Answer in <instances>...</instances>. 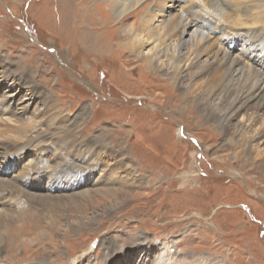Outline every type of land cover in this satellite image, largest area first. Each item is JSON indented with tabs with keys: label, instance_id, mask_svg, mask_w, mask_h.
<instances>
[{
	"label": "rangeland",
	"instance_id": "rangeland-1",
	"mask_svg": "<svg viewBox=\"0 0 264 264\" xmlns=\"http://www.w3.org/2000/svg\"><path fill=\"white\" fill-rule=\"evenodd\" d=\"M95 1L85 3L93 10L86 16L82 5L70 6L67 0H0V63L11 65L16 80L25 81L27 70L26 85L41 87L46 96L41 95L43 103L30 106L17 123L18 116L4 111L2 103L7 102L1 99L6 87L0 86V145L26 148L21 155L11 152L12 158L0 156V180H7L1 191L9 199L12 193L19 202L13 210L0 206V264H72L76 258L74 264H264V170H257L256 160L259 153L260 160L264 157V139L246 136L251 147L242 162V150L228 146H238L236 140L192 110L183 114V100L176 101L179 90L137 67L139 60L131 62L133 52L119 36L117 18L106 7V17L97 13ZM250 1L257 16V5L264 6V0ZM137 15L129 16L127 23L137 26ZM161 21L151 22V27L159 29ZM65 22L73 27L66 28ZM246 25L232 26L236 33L260 27L259 21ZM218 28L220 24L203 31L208 35L205 53L225 44L229 29ZM152 48L143 47L141 56L151 54ZM205 81L200 76L196 82ZM260 115L259 121L264 118ZM251 119L240 115L236 122L248 125ZM61 121L59 128H68L66 135L51 137L48 129ZM27 123L32 127L14 141L18 138L12 130L18 132ZM256 126L260 132L261 125ZM57 139L64 146L57 150L59 161L52 163L54 147L44 150L42 144ZM88 140L110 145L92 146L110 156L99 153L96 161L83 156L87 166H98L83 171V184L97 194L88 195V202L75 203L76 210L67 205L58 213L56 207L59 218L54 229L47 228L48 220L15 219L17 213L37 208L44 215L49 212L44 201L34 202L28 196L75 192L64 189L74 186L76 173L55 178L51 171L73 158V144L87 146ZM45 159L51 168L41 169V164L42 168L48 164ZM49 180L60 184L46 186ZM116 188L118 193L106 196ZM114 195L119 197L109 198Z\"/></svg>",
	"mask_w": 264,
	"mask_h": 264
},
{
	"label": "bare ground",
	"instance_id": "bare-ground-1",
	"mask_svg": "<svg viewBox=\"0 0 264 264\" xmlns=\"http://www.w3.org/2000/svg\"><path fill=\"white\" fill-rule=\"evenodd\" d=\"M67 1L69 2L70 6L71 3H73L74 5H78L79 7L82 5L83 7L80 10L81 12L83 10V15L86 14V16H88L93 12V10H91L90 8L84 7L85 3L90 0L86 2L84 0H80L78 2L76 0ZM187 1H190V3H185ZM95 2L98 3V6L96 7L97 13L102 12L103 16L106 17L107 13L103 11V8L106 7V9L117 18V25L119 26V28L117 29H120L121 32L119 36L122 42L128 45L129 49L127 48V50L133 52V54L131 53V55H133V59L131 60V62L133 63L134 61L137 63V60H139V64H137V67L143 68L145 72L151 75H158L162 77L159 79L165 81L166 83L170 81L172 83V86L176 87L180 92V96H178L176 101L178 102L183 100L184 102L185 106L183 108L184 110L182 109V113L184 114L185 111L187 112L192 110L197 117H202L208 122H212L213 124H215L224 135L237 141L238 146H234L232 144H229L228 146H230L231 148H240L242 150L240 154L243 155L242 162L245 161L248 155V149L249 147H251V143L247 141L246 136L248 135L253 138L264 139V118L259 121L261 115L260 117L257 116L259 113L264 114V6L257 5V10H260V12L256 16V7L252 5L250 0H246L243 2H239V0H96ZM182 3L185 4L180 6ZM135 6L138 7L135 8ZM136 12H138V15L134 18L139 20L138 25L133 26V24H128L127 19L129 18V16L133 15ZM158 18L162 20L161 23H159V29H157L158 26L155 28L151 27V22H155ZM199 19L203 20L199 21ZM105 21L107 22L106 19ZM257 21H259L260 27L257 28V30L254 32H246L243 30L244 33H236L238 32L236 31L238 29L232 26L233 24L243 26L250 22L257 23ZM100 22L102 21L100 20ZM208 23L210 25H208ZM218 24H220V28H218V31L221 29V26H223V31L226 28L229 29V32L226 35L225 44H217V49L214 46V50H212L209 54L205 53V49L207 47L205 43L208 39V35H204L203 31L211 30L214 25ZM64 25L68 29H71V27H73L70 23L67 22H65ZM100 31V35L103 36L106 28L103 29L102 27ZM151 45L153 47L151 50L152 53L142 57V48ZM222 47L226 49H223ZM186 52L188 54H186ZM233 55H235L236 57H234ZM11 68V65H4L0 63V86L3 85L6 87L4 90L5 94L3 93V97L1 100H6L7 102V106L5 103H2L4 105L3 107L5 113L13 117L18 116L15 119V121L17 122V119L25 116V114L27 113V109L34 103L35 105H41L43 103L41 95L45 96V93L43 90L41 91V87L36 86L37 88H35V84L33 86L26 85V80H28V84L30 83L29 73L27 72V70L24 75V78L26 80L24 81L19 79L16 80L15 77H13ZM21 76L23 75L21 74ZM21 76L19 75V77ZM163 76L165 78H163ZM200 76L206 77V81L203 84L196 82L197 78ZM21 89H26V94L21 95ZM240 115H243V117L246 115H250L252 117L250 124L247 125L237 123L236 118ZM258 121L261 122V126H256V123ZM62 123L63 121L59 122L56 125V128L54 127L48 129L50 136L52 134H64L68 130V128L65 129V127L59 128L61 125H63ZM39 125L42 126L43 124ZM7 126L8 128L11 127L10 125ZM255 126L257 128L260 126L261 131L257 132V129H254ZM31 127V123H27L22 127L20 125V128L22 129L20 130L18 127V132L14 131L16 129L12 130L13 135L18 138L14 141L19 142L21 138L24 137L20 134L24 135V133ZM8 130L6 129V131ZM70 131L72 130L70 129ZM3 136H5V134ZM20 143H18L19 146L21 145ZM85 143L89 147L79 142L73 144L72 146H76L74 148L75 154L73 158H70V161L67 160V163H63V165L58 166L59 168L61 167V169H59L57 172L53 169L51 171L54 172L53 175L55 178H57L60 174H64L67 177L73 175L69 171L76 173V178L78 179L77 182L73 187L64 189L70 192H75L69 194H67V191L58 192L57 195H47L39 193L35 196H28L30 200L34 202L42 203L44 201L49 212L44 215L35 206L37 208V212H30V210H28L30 212L29 214L24 213L23 215H20V213H17L14 216L15 219H22L24 221V219L30 217L32 219L38 220L39 222L48 220L49 223L47 224V228L50 229L51 227L52 229H54L56 228V223L58 222L57 219L59 218L54 212V209L56 207H58L59 213L60 211L65 210V207L67 205L73 206L80 200L86 199V201L88 202V195H91V193L94 194L96 192H88L89 189L87 188H89L90 185L87 186L85 185V183L83 184L85 174L87 172L86 169L87 167H90L92 169L96 167L98 168V166H87V161H96L95 155L99 153H105V156H110V153L105 149L97 150L98 148L94 149L95 147L92 148V146L110 145L102 142L100 143L99 140L95 142L88 140ZM63 146L64 145H62V143L58 139L51 141L50 143L44 142L42 144V148L44 150L54 147L53 155H56L52 159V163H57V161H59L61 156L58 151H60ZM19 149L20 151H17ZM25 149L26 148H18L16 146L4 143L0 145V156L4 155L8 158H12L13 153L11 152L21 155V153H24L23 151ZM87 154L89 155V159L87 161H84L83 156ZM259 154L256 157L257 170H264V157L262 160H260ZM44 161H47L48 164L43 165V168L41 164V169L51 168L48 159H45ZM36 165L39 166V163H36ZM31 169L33 168L31 167ZM40 176L41 174L38 176V178ZM5 181L7 180H0V192H3L0 193V206L5 209L13 210V205H15V202L18 200V198L15 200L13 194L11 193V198L9 199L7 198V196H5V191H1L7 186V182ZM52 184L57 186L60 184V181L49 180V182H47L45 185L52 186ZM27 187H32L35 189L33 184H31L30 186L28 182ZM43 188V185L40 186L39 191H42ZM55 189L56 188H54L52 191H54ZM60 189L61 188H57V190ZM118 192L119 191L117 189L116 192L108 191L105 192V194L106 196H110V194H116ZM119 195H114L109 198L116 199L117 197H119ZM73 207L74 208L69 209L76 210L78 208L77 206ZM26 208L31 207L27 206ZM81 208H85V205L81 206L80 209ZM122 257L124 261V259H126V255L123 254ZM76 259L78 261L79 258ZM76 259H74L71 263H76Z\"/></svg>",
	"mask_w": 264,
	"mask_h": 264
}]
</instances>
